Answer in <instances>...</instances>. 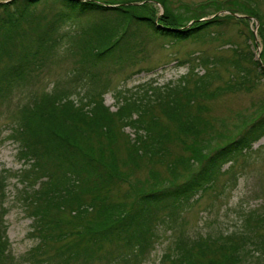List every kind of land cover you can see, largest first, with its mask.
Returning <instances> with one entry per match:
<instances>
[{
  "label": "rangeland",
  "instance_id": "obj_1",
  "mask_svg": "<svg viewBox=\"0 0 264 264\" xmlns=\"http://www.w3.org/2000/svg\"><path fill=\"white\" fill-rule=\"evenodd\" d=\"M145 1L154 4L158 15L165 12V5L158 0ZM166 1L168 8L184 21L196 16L211 19L216 14L225 15L235 5L233 14L247 19H229L226 24L209 29L204 39L183 41L158 36L142 26L136 29L138 44L126 61L92 66L86 46L95 42L98 31L107 30L114 35L113 40L121 36L128 24L120 15L109 14L103 20L62 21L57 16L58 6L52 2L39 4L31 13L32 20L23 29L27 37L48 30L47 41L55 47L50 56L41 58V66L29 79L17 83L0 100V175L6 194L4 227L8 251L16 263L37 244L35 221L28 207V191L32 192L35 181L24 176L28 161L20 158V142L13 136L23 108L41 101L49 103L53 100L49 94L60 98L67 95L62 98L82 105L102 102L113 113L129 102L142 103L140 111L131 110L128 116L135 119L144 113L148 121L157 119L159 127L169 133L159 144L163 153L149 152L134 160L132 144L138 128L115 117L117 136L111 147L116 153V174L102 190L112 206L133 204L142 192L187 179L198 168L194 149L209 154L236 138L264 111V76L254 64L258 59L264 64V0ZM242 5L258 13L260 19L254 16L258 22L248 18L252 14L239 9ZM21 49L19 39L0 49V69L17 61ZM235 49L245 55L240 66ZM170 93L175 100L170 110L178 120L189 122L191 131L184 132L178 120L166 115L164 103ZM159 97L163 101H157ZM82 144L105 151L108 164V139L100 142L91 135ZM109 170L108 165L103 166V172ZM168 212L166 209L155 222L152 241L142 255L107 245L104 252L114 249L118 257H126L114 261L105 253L103 261L89 264H171L175 259L183 264V250L191 245V262L209 264L210 260L220 261L221 256L230 254L237 243L244 264H264V249L247 250L241 243V236L253 235L251 227L259 225L258 219L264 217V137L225 165L216 180L194 194L183 207ZM250 214L254 218L246 222ZM65 215L71 222V215ZM94 216L95 212L88 213L85 222ZM260 231L264 235V224ZM215 245L222 246V250ZM77 264H83V260Z\"/></svg>",
  "mask_w": 264,
  "mask_h": 264
},
{
  "label": "trees",
  "instance_id": "obj_2",
  "mask_svg": "<svg viewBox=\"0 0 264 264\" xmlns=\"http://www.w3.org/2000/svg\"><path fill=\"white\" fill-rule=\"evenodd\" d=\"M165 5V12L157 14L154 4L145 0H13L0 2V49L3 50L12 41H21V53L14 63L0 69V100L17 83L26 81L41 66L39 61L51 55L55 46L48 40L49 31L43 30L28 38L23 29L31 22V13L43 2H52L58 6L57 16L62 21L87 19L103 20L109 14H118L128 25L121 36L115 40L114 35L98 31V38L86 46L90 65L102 66L108 62L122 63L136 49L138 36L136 29L145 26L151 33L174 41L187 39H204L207 31L223 25L229 19L245 21V17H236V5L233 3L229 13L216 14L211 19L196 16L184 21L170 10L166 0H158ZM120 3L121 5H118ZM243 13L252 14L260 19L257 12L242 5ZM158 19V20H157ZM135 27L133 30L132 28ZM27 39H29L27 41ZM51 43V42H50ZM237 65L245 55L235 49ZM264 62V51L262 53ZM260 74L264 76V66L254 61ZM57 89V86H56ZM52 101L38 102L32 107L22 109L20 125L14 128L13 136L20 142V158L28 161L29 168L24 176L35 181L32 192L28 191V204L34 217V245L20 263H16L8 251L5 235L3 210L5 189L0 175V264H83L92 261H103L105 253L114 261L126 257L115 254L114 249L104 252L107 245L118 250H131L137 256L142 255L153 238L154 224L161 218L166 209L168 213L183 207L194 194L202 192L222 173L228 163L238 159L253 145L264 137V111L250 123L236 138L207 154L200 148L194 149V159L198 168L180 183L162 188L151 189L140 193L133 204L112 206L107 196L103 195L104 185L111 182L116 174L115 151L112 141L116 138L115 117L125 121V125L138 128L132 147L136 156L144 157L149 152H162L159 144L169 133L159 127L157 119H145L140 113L133 119L129 111H140L142 103L132 102L124 105L119 111L111 112L102 102L79 104L72 99L58 95H48ZM157 101L161 102L160 97ZM174 97L169 94L166 104V115L174 120ZM93 107H90V106ZM149 106H146V110ZM181 130L191 131L189 122L178 120ZM197 129H194L196 131ZM152 132H157L153 135ZM95 135L100 142L108 139L110 161L107 164L105 151L86 148L82 141ZM108 165L109 172H103ZM102 168V169H101ZM95 212L93 220L85 222L87 214ZM160 212V214H159ZM69 213V222L67 214ZM251 214L246 222H252ZM165 219V218H163ZM259 225L251 227L252 234L241 236L245 249L260 251L264 249V235L260 226L264 217L258 219ZM194 244L195 246L198 244ZM241 245V244H240ZM217 249L222 250L218 245ZM239 244L232 246L230 254H224L219 260H210L209 264H244L238 254ZM193 245L183 250V264L191 262ZM211 249H213L211 247ZM217 250V251H218ZM224 258V260H223ZM8 259V262H5ZM171 264H179L178 260Z\"/></svg>",
  "mask_w": 264,
  "mask_h": 264
}]
</instances>
